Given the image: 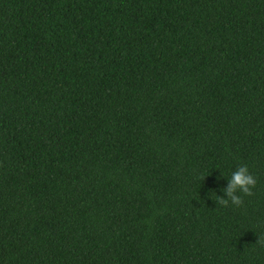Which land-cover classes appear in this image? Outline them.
Instances as JSON below:
<instances>
[{
	"label": "trees",
	"instance_id": "16d2710c",
	"mask_svg": "<svg viewBox=\"0 0 264 264\" xmlns=\"http://www.w3.org/2000/svg\"><path fill=\"white\" fill-rule=\"evenodd\" d=\"M0 264H264V0H0Z\"/></svg>",
	"mask_w": 264,
	"mask_h": 264
},
{
	"label": "clouds",
	"instance_id": "9594fccd",
	"mask_svg": "<svg viewBox=\"0 0 264 264\" xmlns=\"http://www.w3.org/2000/svg\"><path fill=\"white\" fill-rule=\"evenodd\" d=\"M219 178L221 177L217 179ZM255 184L256 179L249 171L248 166L240 165L231 172L230 177L226 179L225 186L219 189L223 195L215 193L217 202L222 206H227L230 203L234 207H240L243 203L242 197L250 196Z\"/></svg>",
	"mask_w": 264,
	"mask_h": 264
}]
</instances>
